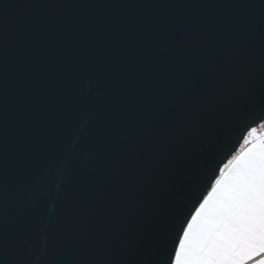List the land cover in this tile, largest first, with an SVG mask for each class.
<instances>
[{"label": "snow or ice", "instance_id": "obj_1", "mask_svg": "<svg viewBox=\"0 0 264 264\" xmlns=\"http://www.w3.org/2000/svg\"><path fill=\"white\" fill-rule=\"evenodd\" d=\"M11 6L7 0L0 3V203H7L11 168L23 163L32 179L25 188L27 204L12 227H0V264H22L15 256L24 238L55 219L44 208L50 187L60 184L64 191L58 200L67 201L60 218L67 252L59 258L53 252L54 264H264V132L252 128L238 152L212 167L226 143L228 120L241 114L264 118V0H34L27 5L224 13L183 20L186 40L178 41L171 30L164 56L147 59L133 52L119 64L108 53L103 26L94 30L91 54L70 46L54 55L46 50L51 28L13 34ZM61 30L78 35L85 29ZM208 81L218 84L225 123L198 148L188 194L197 192L209 170L212 175L178 241L169 247L162 224L151 237L132 235L118 245L85 246L82 207L69 192L70 178L81 177L85 193L106 190L119 207L126 198L122 177L146 172L147 152L168 135L163 121L153 125V116L195 98ZM37 115L41 135L23 136ZM145 128L153 133L146 135ZM181 207L182 198H177L170 213Z\"/></svg>", "mask_w": 264, "mask_h": 264}, {"label": "water", "instance_id": "obj_2", "mask_svg": "<svg viewBox=\"0 0 264 264\" xmlns=\"http://www.w3.org/2000/svg\"><path fill=\"white\" fill-rule=\"evenodd\" d=\"M8 24L13 34L22 29L51 28L47 33L46 50L52 54L65 47L78 46L81 55H89L95 48L94 30L98 26L107 29L106 45L114 63L126 61L133 52L150 59L167 54L166 37L175 29L178 41L186 40L182 21H198L224 13L211 9H82V8H36L27 5L34 0H7ZM3 3V0H0ZM63 26L73 29L84 28L79 34L62 31ZM241 60L244 53L241 52ZM84 82H81L83 86ZM216 81L206 82L195 98L173 105L165 113H156L152 122L158 126L162 121L168 128V135L153 144L147 152V171H129L122 177L121 184L126 198L119 207H114L106 190L99 187L83 190L79 176L70 178L69 192L82 207L84 224L83 243L118 245L132 235L151 237L162 224L166 225V238L172 247L181 234L184 221L189 217L201 192H205L207 176L195 194L189 195L187 179L195 168L199 146L214 138L224 125L220 115L221 103ZM264 123L259 115L241 114L227 121V140L215 155L212 167L221 165L239 151L247 133ZM42 124L39 115L26 125L23 136L39 137ZM151 135L153 128H145ZM135 137L130 143L135 142ZM17 160L21 154H17ZM30 171L20 163L10 169L7 203H0V227H12L17 212L27 204L25 188L31 182ZM64 185H53L44 211L54 217L50 224L38 228L26 236L22 251L15 256L22 264H54L56 258L67 252V238L60 218L67 207V201L60 202L58 196ZM182 198L181 211L170 213L172 203Z\"/></svg>", "mask_w": 264, "mask_h": 264}, {"label": "rangeland", "instance_id": "obj_3", "mask_svg": "<svg viewBox=\"0 0 264 264\" xmlns=\"http://www.w3.org/2000/svg\"><path fill=\"white\" fill-rule=\"evenodd\" d=\"M256 131H257V134L264 132V123L261 124Z\"/></svg>", "mask_w": 264, "mask_h": 264}]
</instances>
